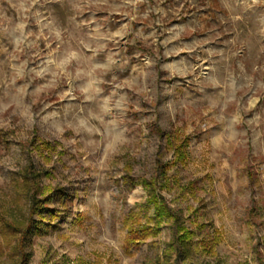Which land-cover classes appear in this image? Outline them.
<instances>
[{"label": "rangeland", "instance_id": "374dc122", "mask_svg": "<svg viewBox=\"0 0 264 264\" xmlns=\"http://www.w3.org/2000/svg\"><path fill=\"white\" fill-rule=\"evenodd\" d=\"M161 131L189 137L161 190L195 209L194 242L216 230L220 264H264V0H0V264L163 250L166 226L125 241L153 217L137 181L172 160Z\"/></svg>", "mask_w": 264, "mask_h": 264}, {"label": "trees", "instance_id": "16d2710c", "mask_svg": "<svg viewBox=\"0 0 264 264\" xmlns=\"http://www.w3.org/2000/svg\"><path fill=\"white\" fill-rule=\"evenodd\" d=\"M160 138H165L166 145L172 150V160L162 162L157 159L154 163V170L152 176L149 178H142L137 183L141 185L146 191L148 202L153 205V217L150 218L144 224L137 226L131 224L128 227L125 241L128 245H137L142 243L148 236L154 238V236L160 231L163 226H166L170 230V238L165 243L163 250L159 249L152 257L144 259L141 264H194L192 261V255L195 251L200 254L206 255L209 259H213L208 264H220L219 260H216L215 247L220 242V234L214 230V233L207 236L200 243H195L193 238L195 235V228H203L205 225L199 224L196 220L195 209L190 210L187 215L183 214L182 209L173 205L172 199H168L163 193V188L169 184V176L167 175V169L173 167L176 164H182L186 159L185 147L188 144V136H176L173 138L171 135H166L163 131L159 134ZM32 171L27 173L26 179L29 183L33 184L34 179L39 177V174H31ZM172 186L178 187V182L173 178L171 180ZM179 188L175 190L179 197L187 193H192L190 187ZM189 189V190H187ZM189 191V192H188ZM32 209L37 208L33 197L29 199ZM189 221L191 225L186 224ZM37 222L34 220L26 226L25 229L20 230L21 238L27 236L33 229L38 230L36 226ZM157 244L156 240H152V245ZM161 244H159V247ZM30 258L29 253L22 254V260L20 264H28Z\"/></svg>", "mask_w": 264, "mask_h": 264}]
</instances>
